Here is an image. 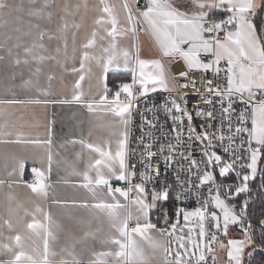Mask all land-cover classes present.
Masks as SVG:
<instances>
[{
    "label": "snow or ice",
    "instance_id": "1",
    "mask_svg": "<svg viewBox=\"0 0 264 264\" xmlns=\"http://www.w3.org/2000/svg\"><path fill=\"white\" fill-rule=\"evenodd\" d=\"M257 179L264 0H0V264H252Z\"/></svg>",
    "mask_w": 264,
    "mask_h": 264
},
{
    "label": "crops",
    "instance_id": "2",
    "mask_svg": "<svg viewBox=\"0 0 264 264\" xmlns=\"http://www.w3.org/2000/svg\"><path fill=\"white\" fill-rule=\"evenodd\" d=\"M52 47H55V42H53ZM172 69L174 70H178V69H183V65L182 64H174L172 66ZM68 80H71V77H67ZM37 114L40 115L42 122L46 123V120L44 119V115L42 112V109L40 108H36L35 109ZM74 109H70L67 107H61V106H54V107H50L47 110V116L52 117L54 116L57 123L53 126V131L55 135H68L70 133V130L72 129L73 126V119H72V112ZM79 116V114H78ZM41 133H43L45 131L44 128H41L39 130ZM30 173L26 172L25 173V179H30ZM69 195H71V193H68Z\"/></svg>",
    "mask_w": 264,
    "mask_h": 264
},
{
    "label": "trees",
    "instance_id": "3",
    "mask_svg": "<svg viewBox=\"0 0 264 264\" xmlns=\"http://www.w3.org/2000/svg\"><path fill=\"white\" fill-rule=\"evenodd\" d=\"M117 79H122L124 81L130 80L129 75H121L116 76L113 73H109V84L110 86L113 84V82ZM260 180L257 179L253 184V194L251 198V203L249 206V215L252 218V223L255 226L257 230V239H259V219L264 218V194L259 188ZM243 199V197H241ZM261 257H264V255H261L259 253L254 254V257L252 259V264H258V261L261 259Z\"/></svg>",
    "mask_w": 264,
    "mask_h": 264
},
{
    "label": "built area",
    "instance_id": "4",
    "mask_svg": "<svg viewBox=\"0 0 264 264\" xmlns=\"http://www.w3.org/2000/svg\"><path fill=\"white\" fill-rule=\"evenodd\" d=\"M180 70H183V69H178V70H174L172 69V71L174 73H178ZM190 75H197L198 74H195V73H190ZM127 81H130V80H127ZM126 81V82H127ZM198 87H202L198 84ZM188 91V96H187V99H188V108L190 111H193L194 110V107H195V104L196 102L198 101L199 99V96L197 93H195L193 90L189 89L187 90ZM167 95V93H164L163 91H158L157 93H153L149 96L148 100H147V103L148 104H151L153 102H159V101H162L164 99V97ZM144 104L143 102L141 103V108H143ZM136 122L137 124H139V117L137 116L136 117ZM194 123L196 124H199L200 123V120L199 119H196L194 121ZM136 135H139V132L136 131ZM242 199V198H241ZM190 206H195L194 203L190 204Z\"/></svg>",
    "mask_w": 264,
    "mask_h": 264
},
{
    "label": "rangeland",
    "instance_id": "5",
    "mask_svg": "<svg viewBox=\"0 0 264 264\" xmlns=\"http://www.w3.org/2000/svg\"><path fill=\"white\" fill-rule=\"evenodd\" d=\"M151 53H150V50H149V48L146 46L145 47V49H144V51H143V53H142V55H144L145 57H147V56H149Z\"/></svg>",
    "mask_w": 264,
    "mask_h": 264
},
{
    "label": "water",
    "instance_id": "6",
    "mask_svg": "<svg viewBox=\"0 0 264 264\" xmlns=\"http://www.w3.org/2000/svg\"><path fill=\"white\" fill-rule=\"evenodd\" d=\"M262 193L264 194V191H262ZM256 253H259V254H261V255H264V253H261L259 250H258ZM256 253H255V254H256Z\"/></svg>",
    "mask_w": 264,
    "mask_h": 264
}]
</instances>
